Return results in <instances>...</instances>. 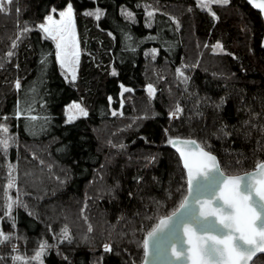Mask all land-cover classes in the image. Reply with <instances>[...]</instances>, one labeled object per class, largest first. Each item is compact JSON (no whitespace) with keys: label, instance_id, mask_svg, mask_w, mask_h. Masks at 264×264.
I'll return each instance as SVG.
<instances>
[{"label":"trees","instance_id":"1","mask_svg":"<svg viewBox=\"0 0 264 264\" xmlns=\"http://www.w3.org/2000/svg\"><path fill=\"white\" fill-rule=\"evenodd\" d=\"M71 2L81 49L73 81L35 27L68 0H12L0 11V124L15 140L0 147V230L15 234L0 242L2 264H33L45 240L43 264H140L147 232L187 189L169 136L196 139L227 174L264 160V23L245 0L213 4L218 18L195 0ZM150 7L158 9L151 16ZM97 8L99 18L88 14ZM21 28L29 30L13 49ZM218 40L226 52L213 51ZM73 100L88 115L66 122ZM177 102L183 111L170 116ZM10 177L25 207L6 215ZM65 226L70 238L61 239ZM16 253L29 259L17 263ZM254 262L264 264V254Z\"/></svg>","mask_w":264,"mask_h":264},{"label":"snow or ice","instance_id":"2","mask_svg":"<svg viewBox=\"0 0 264 264\" xmlns=\"http://www.w3.org/2000/svg\"><path fill=\"white\" fill-rule=\"evenodd\" d=\"M11 2L12 0H7V3L5 0H0V11L8 13ZM230 2L231 0H197L202 9H207L213 17L217 18L218 15L212 5H227ZM250 2L261 12H264V0H250ZM55 11V6H53L52 11L47 12L43 16V20L35 27L54 41L55 60L59 63L62 71L66 70V76L71 73L69 79L76 80L81 49L76 31L75 10L71 0H68L67 5L58 10V16L54 14ZM102 11L97 8L88 14L99 18ZM156 11L158 9L150 7L147 14L151 16ZM122 12L129 19L135 18L131 10L122 9ZM172 19L179 24V20L175 16ZM28 30L21 28L20 33L12 39L13 49L17 46L21 35ZM153 51L155 52L156 49ZM213 51L226 52L227 49L223 48L221 41L218 40L213 46ZM46 55L47 53L43 54V56ZM12 56L13 51L10 49L6 53L5 59H10ZM0 67H3L2 62H0ZM112 71L115 72L116 69L113 68ZM176 72L187 86L189 78L183 74L181 68H177ZM14 86L17 89L21 87L19 78L15 80ZM147 88L150 94H154L155 89L152 84H148ZM221 102H223V98H221ZM67 107L69 119L88 115V110L76 101ZM182 111V105L177 102L175 109L170 111L169 115H179ZM15 114L17 116L22 114L19 108ZM0 129L6 132L7 126L0 124ZM13 142L15 140L12 136L0 137V147L5 152ZM166 143L173 145L179 152L183 168L187 170L189 194L182 199L180 207L174 209L171 216L160 217L159 222L147 232L143 239L144 264H147L148 261L150 241L155 242L158 233L173 223L179 225L183 235L181 236L179 232L174 233L168 264H250V262L255 264L254 256L264 250V160H259L251 171L227 174L221 167L218 157L196 139L169 136ZM146 159L155 160V156H149ZM137 179H142V177ZM118 183L119 181H117ZM13 186L14 181L10 177L5 186V203L9 215L14 205L22 203L19 195L13 198L8 193V189ZM192 205L196 207H192ZM182 209L185 210L184 214L173 221V217H176V214L180 213ZM91 228L92 226L89 224L90 231ZM62 232L64 236L61 239L70 238L67 226L62 229ZM11 235L0 230V242L8 240ZM185 239L187 240L186 244L184 243ZM47 246L46 240L41 241L40 247L36 249L33 256V259L40 260V264H43L41 256ZM112 248L111 243L104 244L106 251H111ZM153 254H160L158 244ZM20 259L24 258L20 257Z\"/></svg>","mask_w":264,"mask_h":264},{"label":"water","instance_id":"3","mask_svg":"<svg viewBox=\"0 0 264 264\" xmlns=\"http://www.w3.org/2000/svg\"><path fill=\"white\" fill-rule=\"evenodd\" d=\"M245 2L252 8L254 9L255 11H257L262 20H263V23H264V12H261L259 9H257L253 4H251L250 0H245ZM262 45L264 47V30H263V35H262ZM169 146L177 153L178 157H179V152L177 151V149L173 146V145H170ZM209 151V150H208ZM180 159V157H179ZM180 162H181V165L183 167V163H182V160L180 159ZM184 169V168H183ZM252 170V169H251ZM249 170V171H251ZM184 172H185V176H186V183H187V189H186V193H185V196H187L189 194V185H188V181H187V170L184 169ZM184 196V197H185ZM183 197V198H184ZM180 207V204L177 208ZM192 207H196L195 205H192ZM176 208V209H177ZM185 210H181L180 213H177L176 214V217H173V221H175L178 217H180L182 214H184ZM173 214V212H171L170 214L166 215V216H171ZM160 219V218H159ZM159 219L157 220L156 224L159 222ZM155 224V225H156ZM176 232H179L180 235L182 236L183 235V232H182V229H180L179 225L178 224H170L169 227L161 230L159 233H158V238L156 239L155 242L153 241H150V244H149V256H148V261H147V264H168V258H169V255L171 254V243H173V235L174 233ZM147 235V234H146ZM184 243L186 244L187 243V240L185 239L184 240ZM158 244L159 246V249H160V254L159 255H154L153 252H154V249L156 247V245ZM260 254H264V250L258 252L253 260ZM252 262H250L251 264ZM140 264H144V247H143V258H142V261L140 262Z\"/></svg>","mask_w":264,"mask_h":264},{"label":"rangeland","instance_id":"4","mask_svg":"<svg viewBox=\"0 0 264 264\" xmlns=\"http://www.w3.org/2000/svg\"><path fill=\"white\" fill-rule=\"evenodd\" d=\"M7 0H5V2H6ZM196 2H197V0H195ZM66 6V5H65ZM64 6V7H65ZM199 6V5H198ZM200 7V6H199ZM53 9V8H52ZM52 9L50 10V11H52ZM200 9H202L201 7H200ZM58 10L59 9H56V11L54 12V14L55 15H57L58 16ZM203 10H207V9H203ZM147 12H148V10H147ZM74 17H75V13H74ZM75 24H76V21H75ZM76 31H77V29H76ZM43 33V32H42ZM77 35H78V33H77ZM53 43H54V41H53ZM54 47H55V43H54ZM59 64V63H58ZM60 66V65H59ZM61 68V67H60ZM78 69V68H77ZM63 72V75L65 76V78L66 79H69V77L71 76V73H68L67 74V76H66V70H63L62 71ZM69 80H71V79H69ZM73 81V80H72ZM146 88H147V86H146ZM147 92H148V94L150 95V96H152L153 94H150L149 93V90H148V88H147ZM73 101H76V102H78L77 100H73ZM73 101H71V102H69L68 104H66L65 105V108H64V113H65V121L66 122H70V121H73L74 119H69V116H68V111H69V109H68V107L67 106H69V105H72V102ZM79 104H81L80 102H78ZM74 107V106H73ZM78 117H81V116H77L76 118H78ZM75 118V119H76ZM8 131V130H7ZM5 132L3 129H1V136L2 137H8L9 136V133L8 132ZM169 138V137H168ZM168 138L165 140V143H166V141L168 140ZM166 144H168V143H166ZM12 167L10 168V174L11 175H13V173H12ZM14 181V180H13ZM8 193L13 197V198H16L17 197V195H19V199H20V201L22 202V203H20V204H16V205H14V207H13V209L11 210V211H13L15 208H17V207H25V201L23 200V193H21L17 188H16V185H15V182H14V186L13 187H11V188H9L8 189ZM5 206H6V203H5ZM9 212H8V209H7V206H6V215L8 214ZM6 222H8L9 221V217L7 216L6 217ZM5 233H10V234H12L11 236H10V238L8 239V240H11V239H13L14 237H15V234H14V232H5ZM7 241V240H6ZM6 241H3V242H6ZM14 250H15V248H13ZM13 256V260L15 261V262H23V260L25 259V257H23L22 255H20V254H13L12 255ZM14 257H15V259H14ZM20 257H23L24 259H20ZM0 258H3V257H0ZM29 258H26L25 260H28ZM30 261L29 262H32L33 264L34 263H40V260H35V259H33V256L32 257H30V259H29ZM41 260H42V256H41ZM0 264H2V260L0 259Z\"/></svg>","mask_w":264,"mask_h":264}]
</instances>
